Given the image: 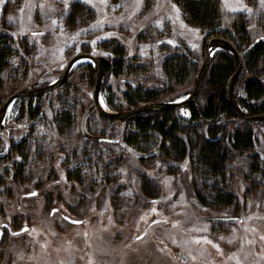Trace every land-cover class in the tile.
Returning <instances> with one entry per match:
<instances>
[{
	"label": "rangeland",
	"instance_id": "obj_1",
	"mask_svg": "<svg viewBox=\"0 0 264 264\" xmlns=\"http://www.w3.org/2000/svg\"><path fill=\"white\" fill-rule=\"evenodd\" d=\"M74 1L92 9L94 17L75 26L66 24ZM255 1L252 5L248 0H221V26H228L236 13H264L261 0ZM0 37L10 42L13 51L1 71L0 99L18 88L55 79L75 52L94 49L99 59L113 60L121 50L126 65H142L146 72L141 76L138 71V77L129 68L117 75L104 73V89L118 105L116 110L128 109L123 98L127 84L153 87L165 82L161 62L173 52L188 49L199 67L208 38L201 28L186 21L174 0H0ZM251 37L262 40L264 33L251 29ZM88 63L87 59L77 61L66 84L45 97L53 99L51 110L57 104L75 106L77 128L82 111L90 109L86 130L115 137L114 127L124 124L128 129L131 125L127 120L104 118L92 107L94 72L89 76ZM246 75L241 69L234 85L239 96L243 95ZM192 80L175 86L172 94L160 100L185 97ZM261 80L264 84V70ZM99 99L102 106L112 110L102 93ZM19 100L10 109L18 106ZM176 112L184 118L189 115L187 109ZM251 127L255 135L251 154L263 163L261 171L250 182L244 177L250 155H236L223 176L216 179L217 186L203 166L177 160L166 148L157 152L160 140L135 145L124 140L117 145L96 143L89 177L94 183L93 204L85 198L76 209L87 222L71 227L48 218L36 199H28L17 211L15 197V216L25 217L30 229L5 238L0 264H264V125L257 122ZM77 128L68 133L79 137ZM34 131L33 147L37 138L47 139L41 122ZM77 143L84 144L81 140ZM106 148L113 154L111 162L105 157ZM153 150V156L141 158ZM98 159L108 164L107 169L97 164ZM37 164L30 161L29 165ZM216 187L224 199L217 198ZM160 196V201H152ZM239 214L241 221L205 220L213 215ZM154 219L158 222L134 240Z\"/></svg>",
	"mask_w": 264,
	"mask_h": 264
},
{
	"label": "trees",
	"instance_id": "obj_2",
	"mask_svg": "<svg viewBox=\"0 0 264 264\" xmlns=\"http://www.w3.org/2000/svg\"><path fill=\"white\" fill-rule=\"evenodd\" d=\"M174 1L185 15L186 21L201 28L206 37L222 36L233 42L241 53V69L247 74L241 87L243 95H237L236 100L247 113L264 112V84L261 80V73L264 70V39L254 41L251 37V29L258 33H264V13L259 12L254 16L236 13L232 16L233 19L230 24L222 27L221 0ZM248 2L252 5L256 3L255 0H248ZM93 17L92 9L82 2L74 1L70 3L66 24L75 26ZM11 52L13 51L10 42L0 37V71L5 67L7 56ZM118 52V57L113 60L99 59L103 75L108 72L117 75L129 68L135 77H138V71H140L139 75L144 76L143 72L146 70L143 69L142 65H126L122 51ZM235 65V58L226 50H215L202 78L195 101L181 108L188 110V117L179 116L176 112L178 109H164L140 114L127 120L131 126L126 129L123 140L130 145L143 141L160 140L157 152L166 148L167 151L172 152L173 157L177 160L186 159L190 164L203 166L211 174V178H214V186H217L216 179L223 176L234 156L248 154L250 155L248 173L244 177L251 182L261 171L263 163L255 153L251 154L255 139L251 126L255 123L238 117L225 97V84ZM198 68L197 62L193 60L188 49H185L184 52H173L161 62V70L165 76L164 83H158V86L153 87H146L138 82L136 85H126V91L123 92L126 106L130 109L139 104L160 101L163 96L172 94L175 91V86L184 85L188 80H191V77L194 79ZM86 69L91 76L90 74L94 72V69L89 64H86ZM104 84L103 81L100 90L104 95L105 102L113 110H116L118 105L106 93ZM52 101L51 98L50 103L47 102L46 104L52 105ZM254 102H258V104ZM60 106L64 107L63 105ZM36 109V106L32 107V103H30L26 110L30 115H33ZM74 117L70 111H64L59 114L56 121L60 127L65 129L75 121ZM258 122L264 125V120ZM113 131H115L114 128ZM96 143L97 141H94V145ZM74 145L80 146L78 143H74ZM107 153L105 157L107 156L108 161L111 162V159L114 158L113 154ZM21 154L24 157L23 160L29 162L27 146ZM97 162L104 170L107 169L108 164H105L103 160L98 159ZM28 169L30 176H32L35 171L39 170V165L34 167L29 165ZM216 191L217 198H225L223 195H219L221 194L219 193V191L221 192L220 188L216 187Z\"/></svg>",
	"mask_w": 264,
	"mask_h": 264
},
{
	"label": "flooded vegetation",
	"instance_id": "obj_3",
	"mask_svg": "<svg viewBox=\"0 0 264 264\" xmlns=\"http://www.w3.org/2000/svg\"><path fill=\"white\" fill-rule=\"evenodd\" d=\"M46 82L48 81L30 85L40 86ZM48 94L49 92L41 96L19 98V103L15 102L18 106L11 107L13 110L9 108L11 111L10 113L7 112L6 122L0 129V135L4 134V137H0V248L6 237L18 236L30 229L29 224H26L25 217L15 216V197L17 211L22 209L24 202L28 199H36L39 208L48 212V218L61 220L71 227L82 226L87 222V218L76 211L85 198L92 201L93 204V182L89 177L92 174L93 157L96 151L95 137L102 134L86 130V125L90 122L91 117L90 109L82 111L77 128L78 111L75 106L53 105V110H51V106L48 105L51 98L46 99L45 97ZM3 99H0V102ZM54 101L56 102L55 99ZM47 102L49 103L46 104ZM30 103H32V107L36 106L37 108L33 115H30L26 110ZM21 105L23 110H21ZM64 111H70L75 116V121L65 129L60 127L56 121L59 114ZM85 111L88 113L83 119L81 128L80 122ZM38 115H40L39 118L32 122ZM39 122L45 129L47 139L37 138V143L33 147L31 139H34V128ZM73 128H77L80 138L75 137L73 132L68 133ZM114 130L112 134L115 137L109 138L120 137V140H123L126 126L123 124L121 128L114 127ZM65 135L68 137L64 138ZM79 140L84 144L76 147L74 143ZM106 143L117 145L116 143ZM26 146L29 151V162H25L21 154ZM106 149L108 152L109 148ZM36 150L37 154L32 152ZM30 161H36L39 165V170L35 171L32 176H30L28 169ZM32 193H36V195H31ZM156 220L158 221V219ZM72 221H79L80 223H72ZM151 225L153 224L149 226ZM24 226H26V230L13 234ZM179 255L183 258L182 254L179 253Z\"/></svg>",
	"mask_w": 264,
	"mask_h": 264
},
{
	"label": "water",
	"instance_id": "obj_4",
	"mask_svg": "<svg viewBox=\"0 0 264 264\" xmlns=\"http://www.w3.org/2000/svg\"><path fill=\"white\" fill-rule=\"evenodd\" d=\"M224 49L226 50L230 55H232L235 58L236 65L231 73V75L228 77L226 84H225V97L226 100L231 107V109L236 113V115L242 119H245L247 121H250L252 123H256L258 121L264 120V112L262 113H254L250 114L245 112L240 105L238 104L236 98L237 94L234 91V85L237 81L238 75L242 68V57L241 53L238 51L236 46L233 44L232 41L229 39L222 37V36H210L208 37L204 42V57L202 59V62L198 68V71L196 75L194 76L191 90L185 95V97L181 99H166V100H160V101H154L149 103H143L139 104L137 106H134L130 109L126 110H110L102 106L100 103V88L103 81V70L101 68V65L99 63V60L96 56H94L93 52H75L73 53L65 62L63 68L61 69L59 75L53 79L52 81H49L43 85L40 86H26L21 89H17L7 95L3 100L0 102V129L5 124V118L6 114L9 110L10 105L13 101H15L17 98H22L26 96H41L47 92H50L59 86H61L68 78L69 74L72 71V68L76 64L77 61L81 59H87L89 64L94 69V75L92 79V91H91V102L92 107L104 118L107 119H118V120H128L135 116H138L140 114L151 112V111H159L164 109H181L186 107L188 104L195 101L202 82V78L204 74L206 73V70L208 68V65L212 59L214 49ZM0 80H1V71H0ZM88 111H85L82 119L80 127L82 128L83 119L85 117V114ZM40 115H38L32 122H35ZM95 140L98 142H109V143H116L120 140V137L116 138H109L103 135H96ZM159 148V147H158ZM156 150H153L151 152H148L141 156L142 159L151 157L155 154ZM163 198V196L157 197L152 199V201H159ZM207 221H240L241 220V214L237 216H228V215H216V216H209L206 218ZM151 223H148L147 227ZM140 233L137 237H135V240L142 237L146 230ZM26 229V226L22 227L21 229L13 232V234H18L23 232Z\"/></svg>",
	"mask_w": 264,
	"mask_h": 264
},
{
	"label": "snow or ice",
	"instance_id": "obj_5",
	"mask_svg": "<svg viewBox=\"0 0 264 264\" xmlns=\"http://www.w3.org/2000/svg\"><path fill=\"white\" fill-rule=\"evenodd\" d=\"M5 2H6V0H5ZM261 5L264 6V0H261ZM249 11H251V10H249ZM9 20H11V17H9ZM53 23H55V21ZM41 35H42V33H41ZM31 195H36V193H32ZM53 211L55 212V210H53ZM153 211H155V210H153ZM65 219H67V218H65ZM72 223H80V222L79 221H72ZM261 240H264V236L261 237ZM196 242L199 243L200 241H196ZM205 242L211 243V241H207V240H205ZM213 246L218 248L217 245H213Z\"/></svg>",
	"mask_w": 264,
	"mask_h": 264
}]
</instances>
